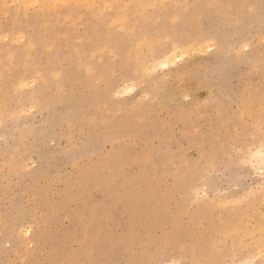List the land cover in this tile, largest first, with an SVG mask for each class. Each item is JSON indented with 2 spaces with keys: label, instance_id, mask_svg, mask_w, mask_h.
Returning a JSON list of instances; mask_svg holds the SVG:
<instances>
[{
  "label": "rangeland",
  "instance_id": "374dc122",
  "mask_svg": "<svg viewBox=\"0 0 264 264\" xmlns=\"http://www.w3.org/2000/svg\"><path fill=\"white\" fill-rule=\"evenodd\" d=\"M174 4L128 17L146 62ZM103 13L113 15L101 0H0V264H195V239L215 223L197 216L264 215V163L246 154L264 143V0H200L192 20L164 25L192 33L191 53L145 74L109 54L115 30L94 48L89 23ZM45 71L59 78L46 88ZM240 231H218L205 264H264L253 248L264 227L249 217Z\"/></svg>",
  "mask_w": 264,
  "mask_h": 264
},
{
  "label": "bare ground",
  "instance_id": "6f19581e",
  "mask_svg": "<svg viewBox=\"0 0 264 264\" xmlns=\"http://www.w3.org/2000/svg\"><path fill=\"white\" fill-rule=\"evenodd\" d=\"M59 3L66 1V0H56ZM155 0H101V2L103 3V5L109 6L113 11V15L109 14H104V16H102L101 22H97L96 23H89V32H91L93 35H95L94 38V43H96L97 45H95V49L100 45L101 46V42L102 40L105 39V37H108L106 35L112 36V32L111 30H115L117 34L114 35H118V40H116V43H112L114 41V39H112L110 37L109 42H110V46H107V50L109 52V54L111 55H115L117 56L118 52L120 53L121 58L123 59V61H130L132 60L133 65H135V68H137L138 70H141L142 72L147 73L148 69H158V68H165L163 65L167 64L168 66L165 69H168L171 65L175 64L177 61H181L183 59V57L185 55H187L189 51V47L191 46V43L196 42L193 39V35L192 33H187L186 35H180L179 33H176V29L174 27L169 28V30H167L168 28L164 25L167 22H172V26L175 25L178 22L183 23L184 22H188L190 20L193 19L192 15L193 12L198 9L199 4H200V0H194L192 2V5L189 6H183L182 4H180V2L182 0H175V4L172 6H168L166 9H164V11H166L167 13L169 12V9H173L176 8V12L174 10V13L172 14V16L170 17L169 20L163 21L160 24V28L167 34V37H159L157 40H150L147 39L145 42V46L147 49V54H149V57H151V59L146 62L147 58L143 53V46L142 44H138L137 43V38L140 35V31L135 30L134 28L129 27V18L130 16H132V18L134 20H136L135 22H140V17L142 15L141 10L145 9L148 5H150L151 3H153ZM212 0H208V4H211ZM246 1V0H245ZM236 2V1H235ZM230 4V3H229ZM236 4V3H235ZM224 7V6H223ZM74 8V6H73ZM72 8V9H73ZM96 8V7H95ZM94 8V9H95ZM85 8L83 7V10ZM218 10H220L219 4L216 5L214 7V11L216 13H218ZM80 11V10H78ZM236 11V10H235ZM238 11V10H237ZM68 12V11H67ZM82 12V11H81ZM94 13V12H93ZM219 14V13H218ZM226 14V13H225ZM84 15V14H83ZM82 15V16H83ZM86 16V15H85ZM89 16V15H88ZM87 17V16H86ZM145 18V17H144ZM155 20V16L153 14H150L148 16H146V21L147 22H151ZM145 21V20H144ZM134 22V21H133ZM129 23V24H128ZM103 24V29L100 30L101 27H99V25ZM86 25V24H85ZM135 25V24H134ZM131 26V25H130ZM187 27V26H186ZM131 28V29H130ZM88 30V29H86ZM145 30V29H144ZM184 30V29H183ZM180 32V31H179ZM145 33H151L149 29L145 30ZM160 33V32H159ZM158 33V34H159ZM82 34V33H81ZM79 35V34H78ZM211 36V35H210ZM77 37V36H76ZM109 38V37H108ZM117 38V37H116ZM115 38V39H116ZM75 39V38H74ZM73 40V39H72ZM84 42V41H83ZM130 43L131 46L134 47L133 53L131 54V52L129 51V49L127 47H125L124 43ZM122 43V44H120ZM75 44V43H74ZM86 44V43H84ZM124 44V45H123ZM104 45V43H103ZM121 45V46H120ZM195 45V44H194ZM58 46V45H57ZM76 46V45H75ZM80 46V43H79ZM92 46V45H91ZM128 46V45H127ZM196 46V45H195ZM46 47V46H45ZM69 47V46H68ZM70 47H73L74 50V45H70ZM102 47V46H101ZM130 47V46H129ZM54 48V47H53ZM52 48V49H53ZM58 47H56L57 49ZM81 48H83V46H81ZM131 48V47H130ZM55 49V48H54ZM60 49V48H59ZM66 49L68 50V48L66 47ZM80 49V48H77ZM85 48H83L84 50ZM25 50V56H30L31 53L34 52V47H33V43H29L27 44ZM46 50V49H45ZM61 50V49H60ZM70 50V49H69ZM71 50L70 54L73 53ZM82 50V51H83ZM192 50V49H191ZM88 53L90 50H87ZM93 52H95L96 50L92 49ZM68 52V51H67ZM75 52V51H74ZM77 52V51H76ZM56 53V52H55ZM191 53V52H190ZM189 53V54H190ZM49 54V53H47ZM46 54V55H47ZM66 54V53H65ZM86 54V53H85ZM84 54V55H85ZM188 54V55H189ZM52 55V54H51ZM54 55V54H53ZM35 56V55H34ZM90 56V55H88ZM21 56H18L16 54L14 55H9L8 56V61L10 62H18ZM48 57V56H47ZM53 57V56H51ZM87 57V56H86ZM96 57V56H95ZM80 58V56H79ZM84 56L81 55L80 59H83ZM88 58V57H87ZM32 59V58H31ZM49 59V57H48ZM52 59V58H51ZM77 59V57H76ZM79 59V60H80ZM50 60V59H49ZM34 61V60H32ZM89 61V60H88ZM94 62V60H92ZM119 61V60H118ZM55 62V59L54 61ZM84 62V61H83ZM87 62V61H86ZM121 62V61H120ZM98 65V64H97ZM133 65H132V70H133ZM1 67V66H0ZM109 67V66H108ZM102 69V68H99ZM109 69V68H106ZM104 69V70H106ZM125 69V68H124ZM123 69V70H124ZM43 70V69H42ZM52 70V69H51ZM122 70V71H123ZM120 71V72H122ZM125 71V70H124ZM123 71V72H124ZM131 71V70H129ZM151 71V70H150ZM93 72H95V70H93ZM101 72V71H100ZM128 72V70H127ZM5 72L0 70V75L4 74ZM35 73V72H34ZM110 73V71H109ZM108 73V74H109ZM44 74V80L41 79V77L37 78L38 81L41 83V85L46 88L47 85H49L50 83H52V81H57L59 80V78L56 77L57 75H51L49 74L48 71L43 72ZM100 74V73H99ZM124 75L128 74V73H123ZM96 75V74H95ZM197 75V74H196ZM108 76V75H107ZM128 76V75H127ZM133 78V75H131ZM135 76V75H134ZM90 81L92 82V74H90ZM136 77V76H135ZM108 78V77H107ZM110 78V76H109ZM131 78V79H132ZM130 79V80H131ZM140 79V78H137ZM128 80V81H130ZM135 80V78L133 79ZM105 81V80H104ZM127 81V80H124ZM16 89L17 90H21L22 89V78L21 76L18 77L17 79V83H16ZM156 85V84H155ZM118 87V86H117ZM115 87V88H117ZM114 88V89H115ZM23 90V89H22ZM131 90V89H130ZM158 90V89H157ZM127 91V89H126ZM41 95V94H40ZM256 95V94H255ZM254 95V96H255ZM44 98V97H43ZM42 98V99H43ZM41 99V100H42ZM109 99V98H108ZM263 99V98H262ZM110 100V99H109ZM248 100V99H247ZM264 100V99H263ZM37 104V103H36ZM99 105V104H98ZM252 105V104H251ZM258 104H256L257 106ZM253 106H255L253 104ZM106 107H108V105H106ZM109 108V107H108ZM69 109V108H68ZM250 109V108H249ZM253 109V107H252ZM251 110V109H250ZM244 112V111H243ZM251 115V114H250ZM132 117H136V115L130 116L129 118H127V120H125L126 122H129L131 120ZM113 121V118L111 120V122ZM115 123H118L117 121H114ZM245 131V130H244ZM256 133V132H255ZM256 135V134H255ZM258 135V134H257ZM259 138V137H258ZM257 138V139H258ZM263 143V142H262ZM264 144V143H263ZM262 144H258L255 150H246V154L248 153L250 157H253L257 160V162L259 163H264V158L261 157V155L259 154V149L260 146ZM117 156V153L112 156L110 159H112L113 157ZM141 156H144L141 154ZM210 159V158H209ZM112 161V160H111ZM104 165V164H103ZM102 170V169H101ZM87 172L84 174V176H87ZM152 176V175H151ZM87 179L82 180V184L84 186L87 185ZM141 187V186H140ZM197 187V186H196ZM163 188V187H162ZM161 188V189H162ZM86 190V189H85ZM84 190V191H85ZM164 190V188H163ZM111 194V193H109ZM127 195L126 194H121L120 198H125ZM131 196V195H129ZM172 197V196H171ZM97 203V202H96ZM94 203L93 205L90 206L91 208V220L89 222V226H93L94 220H95V213L97 212L96 209H98L99 204ZM173 203V202H172ZM122 207V206H121ZM83 208V207H82ZM89 208V209H90ZM177 208V207H176ZM203 208V207H202ZM201 208V210H203ZM102 209V208H101ZM118 209V208H117ZM121 209V208H120ZM99 210V209H98ZM108 212H110L111 210L108 209ZM115 211V210H114ZM132 211V210H131ZM135 211V210H134ZM224 211V210H223ZM201 212V211H200ZM218 212V211H217ZM204 213V211H203ZM250 213V212H249ZM79 214V213H78ZM99 214V212H98ZM115 214V213H114ZM251 214V213H250ZM80 215V214H79ZM249 217L254 218L257 220L260 229H262V227H264V215H260L257 214L256 212H253L252 215L248 216L243 210H240L238 214H233V215H229L224 217L223 215H221L220 213L218 214H212V211L207 212V214H204L203 216H197V218H199V220L201 221L204 218L207 219H214L215 223L218 222L219 226L218 228H216L214 226L215 223L212 224L211 228L209 230H207L206 232H204L203 234V241L198 242V239H195V246H198L200 248V256L199 257H192V261L195 264H205V262H210L212 260H214V254L210 252L209 247L210 244L214 243V239H215V234L220 231L224 234H226V236H233V238H238L241 235V231L240 228L242 226V222L244 221V219H248ZM86 218V217H85ZM71 219V218H70ZM185 219V218H184ZM252 223V222H251ZM250 224V223H248ZM79 225V224H78ZM200 225V224H199ZM255 225V223L253 224ZM257 226V225H256ZM202 228V227H201ZM205 228V227H204ZM245 228V227H243ZM197 233V232H196ZM21 239V238H20ZM190 240V239H189ZM92 241V240H89ZM247 242V241H246ZM83 245L88 248L89 247V243L88 240L85 242V244L83 243ZM258 249H262L264 247V241L263 240H257L254 245L253 248ZM124 247H122L123 249ZM187 250L189 251V249L187 248ZM204 250V252H203ZM166 251H168L169 253H167L165 256L170 257L172 250L171 249H167ZM245 253V252H244ZM263 253V252H262ZM261 253V254H262ZM243 254V253H242ZM258 254V255H257ZM257 257L260 255V253H257ZM198 256V255H197ZM262 256V255H261ZM113 260V259H112ZM167 264V263H165Z\"/></svg>",
  "mask_w": 264,
  "mask_h": 264
},
{
  "label": "snow or ice",
  "instance_id": "6c2138e0",
  "mask_svg": "<svg viewBox=\"0 0 264 264\" xmlns=\"http://www.w3.org/2000/svg\"><path fill=\"white\" fill-rule=\"evenodd\" d=\"M31 7H38V3H34L32 5H30ZM165 68L168 66L167 64L163 65ZM262 138H264V125H262ZM259 154L261 155L262 158H264V144H262L260 146V149H259ZM262 175H264V173H262ZM264 254V253H262Z\"/></svg>",
  "mask_w": 264,
  "mask_h": 264
}]
</instances>
